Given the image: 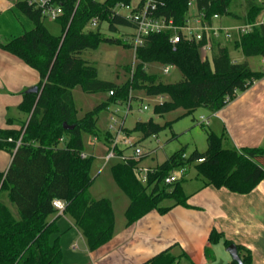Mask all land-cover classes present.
<instances>
[{
  "label": "trees",
  "instance_id": "1",
  "mask_svg": "<svg viewBox=\"0 0 264 264\" xmlns=\"http://www.w3.org/2000/svg\"><path fill=\"white\" fill-rule=\"evenodd\" d=\"M134 0H51L62 8L58 22L60 36L52 34L44 24L43 9L26 1H19L17 8L34 24V28L13 39H0V48L17 56L40 74L39 91L27 93L20 104L21 112L29 116L23 130H0V150L13 152L15 158L9 173L0 172V264H64L63 251L51 237L59 232L56 221L50 216L58 212L53 207L55 199H62L66 208L62 214L74 220L83 233L90 251L109 242L115 232V213L108 198L94 199L91 187L94 183L90 171L92 157H83L84 133L98 134L99 113L113 103H128L133 92L144 91L149 97H162L155 112H167L183 108L192 114L198 108L211 113L218 112L234 101L239 94L250 89L264 78V69L253 70L247 61L231 58L228 47L220 40L212 39L211 58H204L206 40L183 39L174 45L171 33H155L146 38L145 45L135 52L136 65L128 67L129 80L118 85L101 80L98 69L87 59L90 51L101 44L110 43L133 48L129 38L110 37L103 32H119L121 27L134 25L115 9L118 4H130ZM158 15L174 19L184 25L191 17L194 4L197 15L203 13L205 21L213 24L215 16H233L242 23L253 24L264 9L260 0H245L246 13L240 16L231 9L233 0H164ZM93 18L99 19V27L88 29ZM131 36V34H130ZM235 48L246 57L264 58V27L255 26L239 36ZM160 64L176 67L182 80L164 83L157 75L148 72L149 65ZM80 85L86 93L113 92L109 99L94 110L78 117L73 88ZM65 125L73 126L67 129ZM208 148L205 152L185 150L175 152L164 163L151 168L149 181L144 185L135 168L144 160H128L112 166L115 182L130 199L125 212L130 225L151 212L167 213L176 205L187 206L181 177L167 184L166 178L177 168L194 167L205 185L227 188L238 194H248L264 180V148H225V134L217 135L205 124ZM164 127L153 120L140 122L136 130L146 136L158 134ZM124 132L125 129L123 128ZM129 133V132H128ZM12 138V142H9ZM112 134L106 135L111 142ZM65 143V148H61ZM125 150L118 149V154ZM4 198L7 200L5 201ZM165 201L172 202L165 206ZM17 208L15 214L11 208ZM224 236L213 231L211 245ZM228 247L232 241L224 238ZM243 264H253L249 249L239 245ZM211 257V250H206ZM183 255L175 256L166 250L144 264H180ZM233 264H237L233 261Z\"/></svg>",
  "mask_w": 264,
  "mask_h": 264
},
{
  "label": "crops",
  "instance_id": "2",
  "mask_svg": "<svg viewBox=\"0 0 264 264\" xmlns=\"http://www.w3.org/2000/svg\"><path fill=\"white\" fill-rule=\"evenodd\" d=\"M18 2H0V12L17 7ZM242 4L245 6V0H242ZM196 15L197 12L191 14L193 17ZM228 18L236 19L240 24L242 22L233 16ZM220 41L227 46L228 40L221 38ZM210 54L212 52L207 53V56ZM40 81L37 70L0 48V130L24 129L29 116L21 112L19 107L24 95L38 87ZM205 120L206 126L215 134H225V148H264V78L223 109L210 112ZM109 144L106 140V152ZM19 146L17 143V148ZM17 148L13 152L0 150V172L5 176L11 169ZM84 154L88 157L86 152ZM183 178L184 192L188 195L187 206L176 205L165 214L152 210L130 225L125 217L130 204L128 196L122 191L128 199L118 194L119 201L116 203L108 198L112 201L115 213V232L109 242L94 251L89 250L83 233L73 219L59 212L52 214L50 221H56L59 232L51 237V242H59L63 263L144 264L170 249L175 256L184 254L180 264H233L224 244L225 238L249 249L253 264H264V180L250 193L238 194L227 188L207 186L199 176L195 183L187 182L185 176ZM171 204L168 201L165 206ZM11 208L17 214V208ZM213 231L224 236L215 245L209 242ZM207 249L215 252V258L212 254L211 257L207 256Z\"/></svg>",
  "mask_w": 264,
  "mask_h": 264
},
{
  "label": "rangeland",
  "instance_id": "3",
  "mask_svg": "<svg viewBox=\"0 0 264 264\" xmlns=\"http://www.w3.org/2000/svg\"><path fill=\"white\" fill-rule=\"evenodd\" d=\"M0 2L11 3L12 0H0ZM190 9L191 14L195 15L197 10L194 4L191 5ZM231 9L241 17L246 13L242 0H233ZM6 10L5 12H0V39H13L34 28L33 22L17 7H9ZM126 13V11H123V14ZM44 24L52 34L57 36L62 34L61 26L55 20L46 16ZM214 24L216 27H221L224 24L223 27L232 28L239 25L240 22L236 19L228 18V16H220L215 19ZM101 28L108 36L115 38L123 37L127 39L134 32L132 28L125 27H121L118 33L108 32L106 23H102ZM238 39L239 34L233 31V38L227 42L231 58L238 62L247 61L253 70H262L264 67L262 57H246L241 50L235 48V42ZM84 56L94 63L101 80L114 82L118 85H122L129 80L128 67L136 65L135 50L122 45L103 43L97 50L90 51ZM209 58H211V54ZM163 68V65L152 64L149 65L148 72L152 75H157L164 83H175L182 80L183 76L176 67L171 66L168 74L163 73ZM73 96L78 110V117L82 118L87 112L106 102L110 94L108 92L86 93L80 85H77L73 88ZM133 97L130 110H128V103H113L108 109L100 111L96 137L87 133L83 135L84 152L87 153L88 157L93 158L90 174L94 179V183L90 189L91 194L97 198H111L115 203L119 201L118 194L125 199L128 198L118 188L112 174V166L123 162V160L120 157H116L110 162L106 161L107 152L104 144L106 135L110 131L116 133L117 129L123 125L125 131H127L124 132L125 136L128 135L127 137L141 147L143 153L147 155L141 163V166L145 168L156 167L164 163L170 156L180 150H185L186 154L190 155L194 150L205 152L208 148L207 132L201 126V122L203 118L207 119L210 116L209 110L201 107L192 114H187L185 109L179 108L161 115L155 112V108L164 101L162 97H149L144 91L133 92ZM145 106L148 109H144ZM112 116H115L118 120L114 130L110 128L114 123L111 119ZM150 120L164 128L158 134L150 136H146L144 132L135 129L138 123ZM60 147L65 148V143H61ZM124 150L127 156H131L134 153V147L124 148ZM183 171V168H177L173 173L175 176H185L187 182L193 181L195 183L198 176L196 169L190 167L186 173L182 174ZM167 203L168 201H165L163 205ZM211 254L215 258L213 250Z\"/></svg>",
  "mask_w": 264,
  "mask_h": 264
},
{
  "label": "built area",
  "instance_id": "4",
  "mask_svg": "<svg viewBox=\"0 0 264 264\" xmlns=\"http://www.w3.org/2000/svg\"><path fill=\"white\" fill-rule=\"evenodd\" d=\"M15 1H26L30 5H34L36 8L43 9L44 14L51 18L52 20H57L60 15H62V8L59 5H56L51 2V0H15ZM264 7V0H260ZM165 5L164 0H137L132 1L130 4H118L115 11L118 14L124 15L133 25V33L131 34L129 40L133 45V49L136 50L139 47L145 45L146 38L151 34H159L163 32H170L171 39L170 42L174 45L181 42L183 39L201 41L206 40V45L203 47L204 58H207V53L212 51V39L215 38L220 40L224 38L226 40H231L233 38V31H236L239 36L250 32L255 26L264 27V9L261 16L253 24L241 23L235 27H216L214 24H209L205 21V16L203 13L196 15L195 17H189L185 24L180 26L177 25L172 18H167L162 15H158L157 12ZM123 11H126V14H123ZM215 16L214 18H217ZM213 18V19H214ZM99 19L93 18L88 26V29L95 30L99 27ZM171 66H164L163 73L168 74L170 72ZM113 95V92H110ZM161 104V103H160ZM131 109V101L128 102V110ZM144 109H148L146 106ZM114 122L111 125V129L114 130L115 125L118 124V120L115 116L111 117ZM201 124H207V121L203 118ZM112 139L109 144L108 152L106 155L107 161H111L116 157H120L123 162L128 160H140L145 154L141 147L133 143L127 136H125L123 125L117 129L116 133H112ZM9 141H13L12 138H9ZM21 144V140L17 142ZM134 147V153L131 156L124 154H118V149ZM83 157H86L85 154H82ZM153 170L151 168L142 167L139 164L135 168V172L138 174L141 182L146 185L149 181V174ZM185 169L182 174H184ZM181 176H175L172 172L169 175L165 182L171 184L179 180ZM53 207L59 212L63 213L66 208L65 201L61 199H55L53 201Z\"/></svg>",
  "mask_w": 264,
  "mask_h": 264
},
{
  "label": "water",
  "instance_id": "5",
  "mask_svg": "<svg viewBox=\"0 0 264 264\" xmlns=\"http://www.w3.org/2000/svg\"><path fill=\"white\" fill-rule=\"evenodd\" d=\"M38 92V87H35L29 91V93H37ZM67 129H72L73 126H68L65 125ZM227 251L231 255L233 261H235L237 264H243L240 255H239V250L236 244L232 243L227 247Z\"/></svg>",
  "mask_w": 264,
  "mask_h": 264
}]
</instances>
